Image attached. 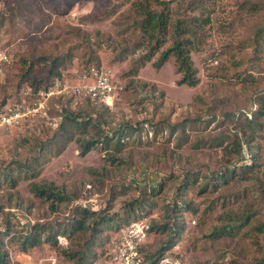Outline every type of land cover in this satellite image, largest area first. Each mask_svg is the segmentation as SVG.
Listing matches in <instances>:
<instances>
[{"label":"rangeland","instance_id":"374dc122","mask_svg":"<svg viewBox=\"0 0 264 264\" xmlns=\"http://www.w3.org/2000/svg\"><path fill=\"white\" fill-rule=\"evenodd\" d=\"M118 1L0 0V51L13 55L15 59L14 65L8 68L0 79V101L4 95L15 91L20 75L25 70L20 66L21 60L33 62L32 71L25 80L29 83L32 77L45 76L49 64L47 66L39 64V58L49 62L70 51L72 62L60 69L66 73L65 78L75 79V74L82 67L81 56L85 47L70 48L86 39L92 50L85 52L94 51L101 59V67L106 69L112 80L123 89L115 97L112 107L108 108L111 121L115 126L137 123L138 130L131 137L132 145L120 155L123 159L122 165L110 169L104 162L105 154L96 148L80 155L74 142L77 137L75 136L61 153L49 158L34 182L45 181L65 187L80 200L88 199V203L93 205L96 211L99 207H106L113 196L109 203L110 213H116L120 217L123 203L139 195V190L128 184V177L132 174L137 179L140 175L141 154L148 156L149 160L163 150H173L175 155L182 157V162L160 160V165L148 164L146 172L142 174V179L147 181L154 177L152 176L154 169L158 172L159 178L167 172L180 174L185 163L184 158L189 156L192 158V152L196 153L193 157L199 162L205 159L209 162L210 168L215 167L220 157V147L232 141V137L227 136L232 122L225 117V114L232 110V106L230 100L225 97L233 95L242 99L240 94L242 89L240 84H233L234 77L230 76L228 78L230 82L220 84V88L218 87L220 79H212L211 83L217 85L219 89L218 95H222L220 89H225L224 99L216 101L215 96L213 101L207 99L203 90L205 84L209 82L207 74L224 71L231 75L234 69L237 74L245 70L254 76V81H249L251 83L248 84L262 88L264 58L251 62L236 48L237 41L250 32L253 22L258 23L262 15H255L242 9L239 5L242 0H206V9L202 11L209 15L211 22L205 27V50L191 54L200 78V83L196 87L178 86L176 84L178 76L170 62L160 69H154L152 62L156 57L140 68L136 75L124 76L132 65V61L129 63L131 58L127 57L122 63L110 64L118 52V50L114 52L113 47L122 45L123 38L128 35L120 34L122 33L120 30L125 28L123 15L126 14L128 6L117 7ZM98 44L101 45L97 47ZM249 51L251 50L247 49V52ZM242 60L244 62L240 63ZM68 97L70 96L62 97V100L50 99L47 102L46 119H56L53 110L64 105ZM196 97L199 100L195 99ZM69 100L71 101L67 104L70 109L79 110L85 107L83 101L75 98ZM211 117L213 119L208 121ZM185 119L192 122L184 123L182 130L177 129L170 133L169 126L182 125ZM40 121L38 118L28 129L0 128V170H9L8 167L12 168L18 161L28 159L35 138L52 136L53 131L50 129L39 133V126L42 123ZM149 121L155 124L157 132H154ZM219 136H222L221 139H218ZM23 140H28L29 146ZM198 140L203 142L194 144ZM221 140L224 141L223 144H217ZM255 142L261 147L260 156L263 163L259 165L258 173L264 185V132ZM193 144L199 147L194 149ZM207 155L213 158L209 159ZM29 183L30 181L20 180L14 190L9 189L4 183L0 184V249L4 250L8 260L14 261L15 264H50L49 257L56 259L54 264H74L63 258L58 249L51 248L46 243L27 248L24 253L20 251L23 237L31 225L37 222L54 223L68 214L64 206L51 213L46 203L29 192ZM261 185L254 179L248 181L235 179L228 186H221L211 193L198 194L196 190L187 191L185 194L187 201H192L202 209L214 199L216 210L200 219L183 214L184 231L174 243L178 245L182 264H251L257 256L260 257L262 253L260 250H264L263 237L254 238L251 235L250 240L236 236L212 238L210 235L213 228L235 222L225 219L227 213L240 217L243 211L251 206L250 204L257 206L258 209L254 215V222L264 223V191L263 195H259V190H263L264 187ZM159 193L150 197L159 206L143 216L149 217L150 221L162 220L160 207L163 199H170L173 195L169 181L166 188ZM7 224L10 225L9 235L1 237ZM165 239L166 233L156 238L149 235L146 242L152 240L155 249L159 242Z\"/></svg>","mask_w":264,"mask_h":264},{"label":"trees","instance_id":"16d2710c","mask_svg":"<svg viewBox=\"0 0 264 264\" xmlns=\"http://www.w3.org/2000/svg\"><path fill=\"white\" fill-rule=\"evenodd\" d=\"M205 1L119 0L117 7L128 6L125 10L126 14L123 15L125 28L120 30L122 32L120 34L128 33V35L123 38L122 45L113 47L114 52L117 50L118 52L110 64L122 63L127 60V57L128 59L131 58L129 63L132 61V65L124 76H134L140 68H143L156 57L152 62L154 69H160L170 62L178 76L176 80L178 86L196 87L200 83V78L198 77V69L192 62L191 54L205 50V27L209 26L211 22L209 15L202 11L206 9ZM239 5L250 13L262 15L258 23L253 22L250 32L238 40L236 44L240 54L247 56L249 61L254 62L264 58V0H242ZM78 44L70 49L85 47L81 56L80 65L82 67L79 70L100 68L102 62L98 55L94 51L85 52L92 50L89 42L84 39ZM99 45L101 44L96 46L99 47ZM247 49L251 51L247 52ZM69 52L66 55L55 57L49 62L39 58V64L43 63L46 66L49 64L46 67L45 76L32 77L29 83H26L25 80L32 71L33 62L28 63L26 60H21L20 66L25 70L20 75L15 91L4 95L0 101V109L7 100L18 99V95L24 88H31L36 91L42 85L47 86L56 76L65 75L66 73L62 72L60 68L72 62V56ZM14 61L13 57L10 64H3L2 77L8 68L14 65ZM243 62V60L240 61V63ZM256 70L258 69L256 68ZM230 76L235 78L233 84H240L242 99L233 95H226L225 97L230 100L232 106V110L225 114V117L232 122L231 128L227 131V136H231L232 141L225 145H222L223 140L217 143L222 147H220V157H218V163L215 167L210 168L209 162L205 159L199 162L197 158L193 157L196 153L192 152V158L190 156L184 158L185 163L181 167L180 174L171 171L172 173L167 172L159 178L158 172L154 169L152 173L154 177L147 181L142 179V174L146 172L148 164L160 165V160L182 162V157L175 155L173 150H163L149 160L148 156L141 154L139 156L142 162L140 175L137 176V179L132 174L128 177V184L134 185L139 190V195L123 203V211L120 217L116 213H110L109 203L113 196L106 207H99L96 211L95 207L88 203V199L80 200L73 193L68 192L65 187L45 181L34 182V180L40 175L49 158L61 153L66 144L71 142L75 136L77 137L74 142L80 155L96 148L105 154L104 162L110 169L122 165L123 159L120 155L125 152L129 145H132L131 137L138 130L137 123L136 125L124 123L115 126L110 119L111 114L108 112V107L90 100H80L85 106L82 109H70L67 103L71 101L69 99H74L73 97H68L66 105H61L53 110L56 119H46L48 113L46 116L40 117L39 121L41 120L42 123L39 126V133H44L50 129L53 131L52 136H46L42 139L35 138L29 160L18 161L12 168L8 167L9 170H0V184L4 183L9 186V189L14 190L20 180L30 181L29 192L35 198L46 203L51 213L57 212L58 208L64 206L68 214L57 222L54 221V223L37 222L31 225L28 233L23 237L20 251L24 253L27 248H34L41 243H46L51 248L58 249L63 258L74 264H95L105 255L108 241L119 227L147 215L152 212V209L159 206L150 197L159 195V192L166 188L169 181L173 195L170 199H163V204L160 207L162 220L150 221L149 223L151 238L166 233L167 239L159 242L155 249H153L152 240L145 242L139 248L140 257L147 264H154L181 237L184 231V219L182 217L184 213L200 219L211 215L216 210L214 199H211L212 201L202 209L192 201H187L185 199L187 191L196 190L197 193L199 192L198 194L211 193L221 186H228L235 179L242 181L254 179L264 187L262 177L258 173L259 165L263 163L260 156L261 147L255 142L264 132V85L259 88L248 84L254 81V76L245 70L237 74L234 69L231 75L224 71H216L211 75L207 74L209 82L205 84L203 90L207 99L213 101L214 96L216 101L224 99L225 89H220L222 95H218V87L220 88V84L230 82L228 81ZM212 79H220L218 87L211 83ZM195 99L199 100L198 97ZM212 119L213 117L208 118V121ZM191 122L190 119H185L182 125L169 126L170 133L177 129L182 130L184 123ZM200 122L202 121L200 120ZM149 123L154 132H157L155 124L151 121ZM45 124H49L47 125L49 127L47 128ZM220 137L222 136H219L218 139H221ZM23 142L28 145V140H23ZM202 142L198 140L194 144ZM194 144V149L199 147L198 145L195 147ZM168 153L169 155H167ZM207 157L213 158L210 155ZM193 162L194 165H192ZM154 165L152 166L154 167ZM171 165L169 169H171ZM263 191L264 189L259 190V195H263ZM250 205L240 217L227 213L224 216L225 219L235 222L222 225L220 228H213L210 237L236 236L251 240L252 235L254 238L263 237L264 239V223L254 222V215L258 211L257 206ZM9 227L10 225L7 224L4 232L1 233V237L9 235ZM59 236L66 240L65 246L58 243L57 237ZM96 248L99 250L98 252ZM260 252H262L260 257L256 253L257 257L251 264H264V250H260ZM9 263L7 253L0 249V264Z\"/></svg>","mask_w":264,"mask_h":264},{"label":"built area","instance_id":"2783aa9c","mask_svg":"<svg viewBox=\"0 0 264 264\" xmlns=\"http://www.w3.org/2000/svg\"><path fill=\"white\" fill-rule=\"evenodd\" d=\"M12 60L13 55L0 51V78L3 75V64H10ZM75 75L73 80L65 78L64 74L56 76L47 86L42 85L36 91L24 88L18 99L7 100L0 109V128L32 127L38 118L47 115V102L53 98L70 96L111 108L115 97L123 90L102 67L79 71ZM149 223V217H141L119 227L111 235L105 255L95 264H147L140 257L139 248L149 236ZM57 240L60 245L67 244L63 237L59 236ZM178 249L177 244L172 245L154 264H182ZM55 260L54 257L48 258L50 264H54ZM9 264L15 262L10 260Z\"/></svg>","mask_w":264,"mask_h":264}]
</instances>
